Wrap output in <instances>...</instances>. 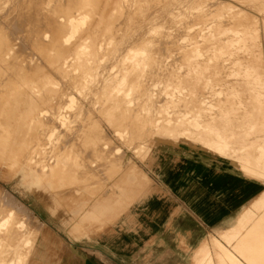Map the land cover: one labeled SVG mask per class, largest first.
I'll return each instance as SVG.
<instances>
[{"label":"bare ground","instance_id":"bare-ground-1","mask_svg":"<svg viewBox=\"0 0 264 264\" xmlns=\"http://www.w3.org/2000/svg\"><path fill=\"white\" fill-rule=\"evenodd\" d=\"M7 1L0 0V171L6 178L14 174L54 217L74 220L71 232L101 209L87 208L91 198L85 193L68 195L73 206L62 207L66 195L56 188L63 180L43 177L42 171H65L54 150L55 124L64 128L72 121L94 118L93 111L85 109L90 103L107 109L113 124L128 128L114 131L128 146L133 145L134 152L139 140L148 148L155 145L147 158L150 168L156 165L158 151L170 146L227 161L243 173L264 179V149L251 155L248 148L229 144L230 135L246 137L238 129L223 133L227 127L213 126L223 121L226 108L218 106L209 112L205 104L212 101H201L206 102L204 107L200 101L193 104L197 107L193 113L161 120L158 115L128 114L132 104L140 108L152 101V88L138 79L143 69L159 70L163 62H179L175 66L189 72L260 77L264 73V0H191L192 8L176 12L170 0H62L53 16L36 10L9 14L4 12ZM197 82L207 84L208 78ZM183 92H164L165 104L191 101L192 96L184 97ZM74 94L79 97V110L68 113ZM97 138L103 136L95 129L92 152L105 159L108 143L98 146ZM122 169L137 171L132 166L122 165ZM131 178L132 173H127L124 179L126 199H149ZM22 226L11 210L0 218V264H26L30 252L36 257L46 248L42 235L32 239L31 230L18 236ZM193 264H264V189L229 227L196 246Z\"/></svg>","mask_w":264,"mask_h":264},{"label":"rangeland","instance_id":"rangeland-1","mask_svg":"<svg viewBox=\"0 0 264 264\" xmlns=\"http://www.w3.org/2000/svg\"><path fill=\"white\" fill-rule=\"evenodd\" d=\"M61 3L62 0H8V6L4 8V12L17 14L21 11L20 15H22L23 12L36 10L35 12L37 13L43 12L47 15L52 14L53 16L60 11ZM170 3H173V11L175 12L178 10H188L189 7L194 5L191 0H170ZM261 43V45L264 44L262 40ZM174 58L168 57V59ZM180 64L186 65L183 62ZM175 65H179V62H163L159 70L155 68V71L153 69L149 71V68L143 69L142 75L138 79L146 81L145 84L149 88H152L150 92L152 93L151 99L153 102L150 101V103L148 102V104L142 105L144 107L140 108L136 107V104H132L128 114L136 116L141 112V116L158 115L159 120H161L164 116L175 117L187 111L193 113L194 109L197 108L196 106H192L193 104H198L203 100L212 101L213 104L211 105L201 102V106L207 105L209 112L214 111L220 106L226 108L223 121L216 122L213 126L227 127L228 130H223V133H230L231 130L238 129V134L246 137V140H243L238 138L236 134L230 135L229 138H226L229 144L244 146L245 150L247 148L250 150L251 155H256L260 148L264 149V73H261L260 77H253L252 74H243L241 72H189L186 71V68L182 67L178 69ZM177 70L180 72H177ZM207 78V84L197 82L199 79L207 80ZM178 80L179 82H177ZM257 80V83L252 82ZM249 81L250 83H248ZM178 90L184 91V97L192 96L191 101L187 100V103L184 105L165 104V98H163L164 92L177 93ZM157 95H160L158 97L159 101L155 99ZM133 96L129 95V98ZM78 98V95L74 94L73 104L67 108L70 110L68 113H74L79 110L76 103ZM96 105L90 103L85 107V109L88 108L93 111L94 118L79 121L78 123L77 121H72L69 123L71 126L64 128H61L58 123L55 124L57 128L53 139L54 150L56 151L60 166H64L65 171H42V176L52 177L53 180H63V185L58 186L56 189H59L66 195L64 202H60V204H62V207L66 206L65 208L67 209L73 206V202L71 199L69 200L68 195L85 193L91 198L90 201L93 202L99 196L108 195L113 188L118 189V182L123 181L127 173H132V183L134 182L137 188L141 187V192L143 189L144 193L148 195L150 193L152 184L150 178L152 176L150 174L153 172L148 165L149 161H147V158L153 149L155 150V145L151 144L152 146L148 148L145 143H141L142 140H139L138 152H134L133 145L130 144L128 146L122 139L117 137L114 131L115 127L124 129L125 132L128 131V128L124 124H113L109 111ZM121 114L124 113L121 112ZM138 123H140L139 120ZM78 124H81V126L77 127ZM95 129L99 135L103 136L102 139H96L98 146L104 141L108 143L109 152L105 159L98 158L92 152V148L95 147L93 141ZM115 148H118L117 153H115ZM181 161L182 159L171 155L164 156L160 160L161 166H163L165 171L168 166L169 169L167 171H175L178 174L176 175V180L179 183V187L176 186L175 196L176 202L179 204H182L181 180L183 178V170ZM122 165L125 167L129 166V168L132 166L137 171H124ZM174 167L175 170H173ZM238 172L242 180L254 183L255 185L259 184L261 190L264 189V179L262 177H258L257 174L250 175L249 173H243L239 170ZM3 174V171H0V218L11 210L13 216H15V220L23 222V226L18 227V236H21L20 234L27 230L33 231L31 235L32 239H37L42 235L41 239L45 243L48 256L42 264H57V262L60 264H81L76 246L82 245L85 247L87 244L91 245L94 239L103 236L105 229H109L111 226L117 227L119 218L130 210L129 208L133 203L137 201L136 203L141 204V201L144 199L143 196L133 200L131 198L127 199L129 201L127 209H124L123 213L116 219L97 221L95 219L98 218V215H94V218L91 216L80 230L71 232L69 225L74 220L70 223L62 221L61 218L54 217L32 196L23 184L19 183L14 174H11L10 178H6ZM153 177H156V175ZM106 210H109V208ZM99 216L102 218V214ZM210 236L211 234L207 235V239ZM197 244V241L196 243H192L191 249L187 250L188 254L176 256V261L180 264H193V252ZM32 258L30 252L26 264H30Z\"/></svg>","mask_w":264,"mask_h":264},{"label":"crops","instance_id":"crops-1","mask_svg":"<svg viewBox=\"0 0 264 264\" xmlns=\"http://www.w3.org/2000/svg\"><path fill=\"white\" fill-rule=\"evenodd\" d=\"M157 154L149 199L133 203L117 227L105 229L91 245H77L81 264H180L176 256L187 255L192 243L199 244L207 235L229 227L248 201L262 191L259 184L242 180L239 169L227 161L170 146ZM169 155L182 159V204L175 196L178 174L161 166L162 157ZM124 179L118 182V189L102 196L104 203L98 198L89 202L87 208L103 210L94 213L98 215L95 220L116 219L127 209ZM47 257L45 248L30 264H42Z\"/></svg>","mask_w":264,"mask_h":264}]
</instances>
